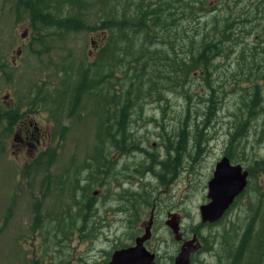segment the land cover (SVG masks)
<instances>
[{"label": "trees", "instance_id": "trees-1", "mask_svg": "<svg viewBox=\"0 0 264 264\" xmlns=\"http://www.w3.org/2000/svg\"><path fill=\"white\" fill-rule=\"evenodd\" d=\"M97 2L98 10L95 11L92 25L87 18L88 0L13 2L18 20L21 16L28 19L34 33V43L37 42L43 48L46 42L56 40V37L63 42L72 33L98 31L103 38L93 59L78 66L73 75L72 69L63 68L58 85L42 81L30 90L27 104L14 105L10 110L0 113V130L6 136H11L15 126L41 109L54 112L51 113L50 122L55 124L54 135L61 139L69 131L65 126V129L58 126L61 121L59 114L64 109L66 117L77 124L82 121L81 113L84 111L87 112L86 117L95 122L92 156L88 155L89 158L73 170L71 162L65 173L55 177V190L61 196L65 193L67 176H70L73 207L71 210L47 214L48 222L55 228L54 242L61 245L67 243L75 232L82 235L81 238L85 235L91 240L100 233L98 222L94 223L98 201L89 194L95 187L102 188L108 181L111 171L117 169L118 157L139 151L140 144H136L134 129L130 126L133 116L140 117L148 102L167 101L164 93L176 92L181 95L185 84L188 85L197 77L208 86L200 97L204 102V116L198 120L192 119L188 114L190 108L187 107L186 116L175 132L176 141L172 143L170 136L165 133L167 136L164 140H171L165 146L170 151H166V161L159 163L152 157L150 168L154 165L163 170L171 165L175 170L186 153L187 143H191L194 150L208 143L202 129L215 120L227 94L225 89L232 83L230 89L239 90L240 93L236 96L238 102L233 112L234 121L223 157L234 164H245L248 172L247 186L231 208L244 195H248V203L243 224L237 227L234 234L231 233L230 238V232H225L219 259L226 264H263L264 185H261V181L264 180V154L252 159L240 148L241 141L258 120L260 125L256 130V141L264 146V17L261 26H257L259 22L252 24L251 20L239 23V20L232 18L235 15L230 13L229 6L216 3L208 24L200 22L199 14L210 12L205 8L204 0ZM256 9L264 15L263 9H258V6ZM249 36L251 41H246ZM233 54V66L224 65V61L227 62ZM185 99L189 102L190 95ZM44 156L48 163L54 162L56 152L51 155L48 152L40 153L33 166H45L48 169L49 166L45 165L48 163L40 161L45 160ZM45 179L48 184L44 188L50 194L51 175L48 174ZM253 179V186L250 187ZM143 193L131 195V201L135 204L148 202L147 194ZM127 213L133 215L131 211ZM92 223L93 226H90Z\"/></svg>", "mask_w": 264, "mask_h": 264}, {"label": "rangeland", "instance_id": "rangeland-1", "mask_svg": "<svg viewBox=\"0 0 264 264\" xmlns=\"http://www.w3.org/2000/svg\"><path fill=\"white\" fill-rule=\"evenodd\" d=\"M230 1L204 0L205 8L210 12L199 14L200 22L209 24L215 4L224 3L231 8L230 13L235 15L232 18L239 20V23L251 20L252 24L259 22L257 26H261L264 15L257 12L256 6L264 10L263 0ZM13 2L0 0V113L10 110L14 105L27 104L30 90L42 81L58 85L63 68L72 69L73 75L78 66L93 59L103 43L98 31L81 32L69 34L63 42L56 37V40L46 42L43 48L37 42L34 43V33L28 19L21 16L18 20ZM88 2L87 18L92 25L98 2ZM246 41H251V36ZM44 49L48 51L43 53ZM234 55L227 62L224 61V65L233 66ZM205 87L208 88L195 77L191 83L185 84L181 95L176 92L164 93L167 101L148 102L140 117L133 116L130 126L134 129L136 144H140L139 151L118 157L117 169L111 171L108 181L102 188L97 186L89 194L98 201L94 223L98 222L101 228L92 240L85 235L81 238L82 235L75 232L67 243L61 245L54 242L55 228L47 220V214L52 211L57 213L73 207L70 176H67L65 193L61 196L55 190V177L65 173L71 162L73 170L93 154L95 122L86 117L87 112L81 113L80 124L66 117V109L59 114L62 122L59 121L58 126L69 130L62 139L54 135L56 129L55 124L50 122L51 113H54L51 109H41L22 120L21 127L14 128L11 136H6L0 130V264H107L115 248L124 245L130 238L134 239L139 233L146 235L145 228L149 226L150 229L151 214L153 224L149 244L158 250L163 257L162 262H168L164 258L174 255L176 243L172 238L175 233L169 225H177L185 233L197 231L205 239L207 251L195 255V262L226 264L219 259L222 254L221 243L225 232H230V238L245 221L248 195H244L221 221L211 226L201 224L199 207L209 202L208 182L215 164L224 156L234 121L233 112L238 102L236 96L240 91H232L230 83L225 89L227 94L215 120L207 124L205 129L200 127L208 143H203L199 150H194L191 143H187L186 153L175 170L171 165L163 170L154 165L150 168L152 157L159 163L166 161L168 150L165 146L171 140L172 143L176 141L175 132L186 116L187 107L190 108L188 114L192 119L198 120L204 116V102L200 97ZM189 95L191 99L188 102L185 97ZM259 123L260 120L252 124V130L241 141V151L252 159L264 154V146L256 141ZM18 132L30 134L31 139L27 140L29 145L16 141ZM165 133L171 138L169 142L164 140L167 136ZM43 152H48V155L56 152L54 162L48 163L46 156L45 160H40L48 163L45 164L49 166L48 169L42 165L33 166ZM112 157L115 158L114 155ZM241 166L246 170L245 164ZM48 174L51 175L50 194L44 188L48 184L45 179ZM253 182L254 179L250 187ZM261 185H264V180ZM140 192L147 194L149 201L135 204L130 196ZM129 211L133 215L127 213ZM56 246L63 248L57 249Z\"/></svg>", "mask_w": 264, "mask_h": 264}, {"label": "water", "instance_id": "water-1", "mask_svg": "<svg viewBox=\"0 0 264 264\" xmlns=\"http://www.w3.org/2000/svg\"><path fill=\"white\" fill-rule=\"evenodd\" d=\"M247 183L248 172L243 170L240 164H232L227 157H222L215 164L212 178L208 182L207 199L209 202L199 207L201 224H214L220 221L235 200L244 192ZM169 227L173 233L178 232L177 225H169ZM146 237L140 238L139 242H143ZM139 242L137 241L136 246L130 249L116 251L109 264H136L137 262L134 261L152 264V255L148 256ZM199 248L194 240L184 243L175 258V264H189L191 254L198 251Z\"/></svg>", "mask_w": 264, "mask_h": 264}, {"label": "flooded vegetation", "instance_id": "flooded-vegetation-1", "mask_svg": "<svg viewBox=\"0 0 264 264\" xmlns=\"http://www.w3.org/2000/svg\"><path fill=\"white\" fill-rule=\"evenodd\" d=\"M20 127H21V124L19 123L17 126H15V129H19ZM16 138H17L16 141H21L27 145L30 144V143H27V140L31 139V136L27 132L26 133L18 132V136ZM152 224H153V214H151V216H150V223H149L150 229H149V226L145 228V232H146L145 236H147V237L143 240V242H139L140 238H143L141 233H139L138 236H136L134 239L130 238L129 241H126L124 245L120 246L121 248L120 247L115 248L113 250L112 254L110 255L109 259L111 260L112 255L116 251L127 250V249H130L132 247H135L136 242L138 241L140 243V245L142 246V248L146 251V253H148L147 255L148 256L152 255V257H153V260L151 261V262H153L152 264H175V258L180 253L181 247L183 246V244L188 242V241L194 240L195 244L196 245L198 244L200 248L198 251L191 254L189 264H204V262H195L194 256L199 254V253H202V254L206 253L207 249L204 245L205 239L197 231H191V232H189V234L185 233L181 226L178 227V232H176L175 236L172 238L173 242L176 243L175 244L176 249H175L174 255H169L167 258H164V260L168 259V262H162L163 257L160 255L158 250L155 248V246H153V245L151 246L149 244ZM168 232L171 233L170 230ZM110 260H109V262H110ZM109 262L107 264H109ZM134 262H137L136 264H143V262H140V261H134ZM146 262H149V260H146Z\"/></svg>", "mask_w": 264, "mask_h": 264}]
</instances>
